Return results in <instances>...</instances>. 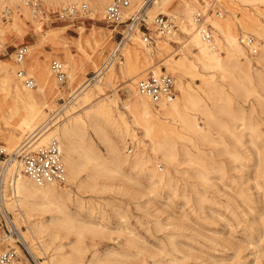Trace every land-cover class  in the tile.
<instances>
[{
	"label": "rangeland",
	"instance_id": "obj_1",
	"mask_svg": "<svg viewBox=\"0 0 264 264\" xmlns=\"http://www.w3.org/2000/svg\"><path fill=\"white\" fill-rule=\"evenodd\" d=\"M40 1L53 8L61 6V4H69V2L55 3L52 0ZM186 1L195 3L198 6L197 11L206 12L207 14L204 13L205 18L211 14L212 18L220 20L231 19L233 31L239 38L243 34L237 19L241 18L245 9L254 13L264 24V15L258 14L252 5H247L238 0ZM75 2L87 4L88 17L65 21L54 20L48 23H41L33 19L26 9H21L22 5L18 1L5 3V8H11L12 12L6 20L2 18V14L0 15V25L8 24L5 38L0 43V62L12 60L15 48L19 45H26L28 53L21 64L15 62V73L22 68L28 75L33 76L35 83L32 86L33 89L43 85L45 93L49 91L48 85L50 83L44 85L46 75H43V72L45 68L50 70L52 60L65 62L66 67L69 62L74 63L77 78L72 85L75 88L78 82L94 83L93 78L96 75L94 69L97 67H102L110 61L116 68L124 65L121 46L123 47V43L127 42L128 37L120 34L121 26L105 23L103 20L104 13L102 16H93L91 14L93 10L85 0ZM180 3L182 0H173L168 7L170 12L152 15V18L157 14L168 15L173 19L176 26L175 38L169 39L168 48L163 49L160 54L153 50L159 39H156L152 45H148L152 52V63L160 64L165 58L178 56L181 52H185L189 56L192 51H195L186 40L187 34L180 29V21L183 20V13L179 11ZM256 6L264 14V4L258 3ZM135 8L130 13L135 12ZM216 10L221 12L220 16H217ZM15 15L23 18L25 22L24 25L20 26L19 32L13 30L9 25ZM146 16L149 17V8L146 10ZM146 21L151 32H153L151 22ZM207 23L210 24L209 21ZM135 28L138 29L136 36L142 39L141 32L144 30H139L138 26ZM133 33L134 31L131 34ZM101 34L105 38L104 42H101ZM248 34L254 37L255 42L258 43L257 47L260 45L259 43H263L264 40L255 33L249 32ZM85 38L90 41L89 45L86 44ZM94 40L100 42L101 48L97 47L94 50ZM128 42L131 43V41ZM182 43L186 44L185 47L180 45ZM116 48L118 49L116 50ZM245 53L249 56L247 57L253 67L259 68L256 63L257 56L249 55L247 49ZM89 54L93 55L91 57L93 62L87 60ZM160 66L162 70H166L164 66ZM166 71L175 75L171 70ZM66 72L68 76V70ZM117 75L115 85H118L116 90L119 99H121L118 102V108L125 114L126 119L131 121L122 102L132 95L134 84H131L132 90L127 86H122L123 84H120L122 81L120 76L122 75L119 73ZM48 78L53 89L46 94L45 98H41L42 104L44 103L42 108L50 123L53 121L51 117L57 113L60 114L54 127H50L51 124L47 126L52 130L55 127L59 128L62 123L61 118L65 116L64 111L69 107L67 104H71L69 102L72 98L70 93L75 88L70 90L68 77L64 82H57L54 76L49 75ZM185 78L188 81L191 80L190 76ZM193 82L194 87L200 83L199 79L193 80ZM225 88L231 98L230 113L235 117L231 118L230 113L226 114L221 110H217L215 114L219 121L224 120L223 122L235 127L236 131L242 132L241 142L235 141L234 138L216 126L215 130L212 131L214 141L201 146L205 154L207 153L205 156L206 181L201 182L195 177L194 172L196 170L201 171V166L183 163L177 167L169 168L172 177L170 185L150 184L144 175L138 176L135 174L137 172L131 171V174L137 177L136 180L100 176L98 186L104 185V187L97 192H80L76 188H72L74 198L76 196L81 198V206L72 205L69 202V208L75 212L77 219L74 230L62 226L55 227V223L49 221L52 212L35 211L33 213V218L46 221V234L55 232L58 234L59 238L57 237L48 243L47 252L52 253L50 249L59 243L65 244L61 251L68 252L70 246L77 240L76 244L79 245L82 253V264H92L93 261L94 264H101L102 262L103 264H264V106L260 100H257L256 94L235 93L230 91L227 86ZM3 90L0 86V99L5 95L2 94ZM256 90L260 98L264 99V89L256 86ZM131 97L135 100L139 99L138 96L132 95ZM8 103L9 98L7 101L1 102L4 107ZM1 112L3 111L0 110V114ZM241 113L253 118L258 128V134L250 135V131L244 128L241 122ZM4 129L3 120L0 118V133ZM136 133L138 138H143V133L140 130H137ZM125 140L126 143L124 145L121 143L120 147L124 153L131 154L128 153L127 149L132 146L133 152L135 146L130 137L126 136ZM175 140L178 142V146L181 145L182 140L176 137ZM144 142L146 143V156L149 155L150 159L157 162L158 167L163 169L165 165L160 157L158 159L157 156L153 158L150 153L149 141L144 140ZM0 144L6 145L1 139ZM94 144L99 151H104V145L95 137ZM236 151L237 159H233L229 152ZM6 152L10 151L7 150ZM177 158L179 161L183 159L181 151H179ZM88 171V167L81 168L82 177ZM7 183L5 182L6 185ZM144 186L145 189H143ZM133 189L139 193L134 192ZM196 192L203 196L202 201L197 199ZM2 193L4 199L10 202L9 190L4 187ZM7 210L13 215L9 208ZM87 227L92 228L88 230ZM19 228L26 230L24 224H20ZM82 236L83 238H81ZM10 245L16 249L18 254L14 262L17 264H36L23 244L12 242ZM91 258H94L93 261Z\"/></svg>",
	"mask_w": 264,
	"mask_h": 264
},
{
	"label": "bare ground",
	"instance_id": "obj_2",
	"mask_svg": "<svg viewBox=\"0 0 264 264\" xmlns=\"http://www.w3.org/2000/svg\"><path fill=\"white\" fill-rule=\"evenodd\" d=\"M17 1L22 5L21 9H26L22 4V0H0V15L5 9V3ZM52 1L73 4L77 3L75 1L78 0ZM85 1L92 8L91 14L93 16H102L105 6L110 0ZM238 1L252 5L258 14L264 15L256 6L258 3L264 4V0ZM172 2L173 0H153L152 4L146 8V10L149 8V17H151H148L147 20L151 22L154 13L170 12L168 7ZM142 3L143 0L142 2L141 0H131L130 6L124 9L125 15L133 11L135 5V10H138ZM44 5L48 8L52 7ZM179 7V11L183 13L180 29L187 34L186 40L195 51H192L189 56L187 53L181 52L178 56L165 58L160 64L152 63L150 47H148V44H144L139 36H136L138 29L134 28V33L127 35V42L123 43V47L121 46L124 65L116 68L112 65L110 59L109 63L94 69V73H96L93 78L94 83L88 81L78 82L76 88L73 87L72 83L76 81L77 71L74 63L69 62V64H66L67 77L69 78L70 90L75 89L70 93L72 98L69 102L71 104H67L69 107L64 111L66 117L61 118L62 123L59 128L49 129L56 125L60 114L57 113L51 117L53 121L50 123L42 108L44 103L41 102V98H45L46 94L53 89L48 78L49 75L52 76L50 70L48 71L45 68L43 72V75H46L44 85L50 83L48 85L50 89L45 93L43 85L33 89L23 84L15 73V61L13 59L0 62V86L5 91H2V94L5 95L3 94L4 97L0 99V110L3 111L0 118H2L5 127L3 132L0 133V139L6 144L3 146L4 149L10 151L7 152L9 154L12 152L18 153L23 148L24 150L37 149L42 145H46L51 139H56L59 142L62 162L66 168V181L62 186L53 182L37 184L23 172L19 158L14 157L7 159V163L4 162L6 166L2 172V180H4L2 191L4 187L9 190L11 201L8 202L9 200L4 199V194L1 192L0 194L4 206L13 213L12 222L18 234H15V237L1 235L0 243L3 247L6 243L11 244L15 240H19L32 255L36 264H82V253L79 245L76 244L77 240L70 246L68 252L61 251L63 245H65L62 243L50 249L52 253L47 252L48 243L57 238L58 234L56 232L46 234L47 223L41 219L33 218L35 211L52 212L49 221L54 222L55 227L62 226L74 230L77 219L75 212L69 208V204L81 206V198L80 196L74 198L72 188H76L80 192H97L104 187V185L98 186L100 176L126 178L128 180L133 178L136 180L137 177L132 175L131 171L137 172L135 174H138V176L140 174L144 175L150 184L170 185L172 177L169 168L177 167L183 163L201 166L202 170H196L194 174L198 180L204 182L207 180L205 175V156L207 153L205 154L201 146L214 141L212 131L215 130L216 126L234 138L235 141L241 142L242 132L236 131L235 127L223 122L224 120L219 121L215 112L221 110L226 114L230 113L231 98L226 92V86L235 93L256 94L257 100H260L264 106V99H261L256 92V86L264 89V41L259 43L257 53L254 55L257 56L256 63L259 68L253 67L248 58L249 56L245 53L244 45L233 31L231 19L220 20L212 18L211 14L207 15L205 20L206 22L209 21L213 28L212 43H209L202 39L194 22V12L197 11L198 6L193 2L182 0ZM237 20L242 27L243 35H241V38L248 35L249 32H253L264 40V24L260 22L254 13L245 9L241 18ZM24 23L23 18L15 15L9 25L13 30L19 32L20 26ZM7 27L8 24L0 25V43L5 38ZM174 35L175 29L166 37H156L159 40L153 49L155 53L160 54L163 49H167L169 39L175 38ZM104 40L105 38L101 34V42H104ZM128 41H131V43ZM85 42L88 45L90 44L87 38H85ZM183 44L180 45L185 47L186 44ZM93 45L94 50L101 46L100 42L95 40ZM92 56L89 54L87 60L92 61ZM146 64L148 65L145 66ZM160 65L175 73L177 94L171 99L161 101L156 107L150 101H147V98L137 95L134 87L132 90L131 84H134L139 77L148 72L159 73L162 69ZM102 73L103 75L100 76ZM118 73L122 75L120 76L122 79L120 84L130 88L132 95L139 97L138 100H135L130 95V98L128 97L126 101L122 102L123 107L130 115L131 121H128L125 114L118 108V102L121 100L116 90L118 85H115ZM187 76L191 77L190 81L186 80L185 77ZM197 79L200 83L194 87L193 80ZM7 98H9V103L4 107L1 102L7 101ZM230 116L231 118L235 117L231 113ZM240 117L242 125L250 131V135L258 134V128L253 118L243 113ZM49 124L51 125L47 128ZM137 130L143 133V138L137 137ZM126 136L131 138L135 146L131 154L124 153L120 147L121 143L123 145L126 143ZM94 137L104 145V151L97 149L94 144ZM175 137L182 140L181 145L178 146ZM144 140L149 141L148 148L153 158L157 156L158 159L160 157V160L164 163L165 167L163 169L159 168L157 162L150 159L149 155V157L146 156V143ZM179 151L183 155L181 161L177 158ZM229 155L233 159H237L238 156L237 151L229 152ZM84 167H88L89 171L82 177L81 168ZM6 178H8L7 185L5 184L7 182ZM143 189H145V186ZM136 193H139V191ZM195 194L197 199L202 201L203 196L198 192ZM20 224H24L26 230H20ZM91 228L87 227L88 230H91ZM93 259L91 258L92 261ZM12 264L17 263L12 262ZM92 264H94V261Z\"/></svg>",
	"mask_w": 264,
	"mask_h": 264
},
{
	"label": "built area",
	"instance_id": "obj_3",
	"mask_svg": "<svg viewBox=\"0 0 264 264\" xmlns=\"http://www.w3.org/2000/svg\"><path fill=\"white\" fill-rule=\"evenodd\" d=\"M153 0H144L141 7L133 13L125 15L124 9L130 6L131 0H110L104 10L103 20L110 25H120L122 30L120 34L124 37L131 34L136 26L139 30L143 29L141 38L144 44L152 45L156 37H166L175 29L173 19L165 14H157L153 17L151 25L153 32L147 23L146 8ZM23 6L33 19L41 23H48L54 20L65 21L76 18L88 17L87 4L73 3L64 4L58 7L47 8L40 0H22ZM12 9L5 8L2 12V18L6 20L11 15ZM217 15H221L216 10ZM194 22L202 39L212 43V27L205 20V14L197 11L194 14ZM239 40L248 50L249 55L254 56L257 53V45L255 39L251 35L245 37L240 36ZM117 50V49H116ZM114 52V51H113ZM28 49L26 45H19L14 50L13 59L17 64H21ZM65 63L59 60L50 62V72L57 82H64L67 79ZM16 75L22 79L27 86H34V78L28 75L22 68L18 69ZM95 77V76H94ZM134 90L137 95L145 97L153 106H158L163 100L171 99L175 95V77L171 72L165 69L159 73L148 72L139 77L134 83ZM18 153H7L3 145L0 144V192L2 193V172L5 169L7 159L14 157L19 158L23 172L37 184L53 182L63 185L66 181V168L62 162V154L59 142L51 139L46 145H42L37 149L24 150ZM128 153L132 152V146L127 149ZM4 162H6L4 164ZM8 182V181H7ZM3 194V193H2ZM0 234L5 237H15L18 234L12 222V214L3 204V198L0 194ZM2 235V236H3ZM1 236V235H0ZM15 243H21L15 240ZM22 244V243H21ZM18 257L16 249L6 243L3 247L0 243V264H12Z\"/></svg>",
	"mask_w": 264,
	"mask_h": 264
}]
</instances>
